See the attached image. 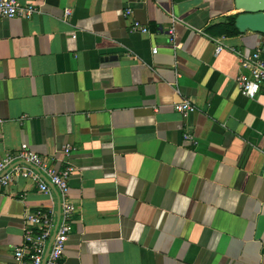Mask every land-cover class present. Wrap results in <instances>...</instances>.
I'll return each instance as SVG.
<instances>
[{"label":"crops","instance_id":"0c3cea01","mask_svg":"<svg viewBox=\"0 0 264 264\" xmlns=\"http://www.w3.org/2000/svg\"><path fill=\"white\" fill-rule=\"evenodd\" d=\"M19 1L39 12L0 20V156L75 148L61 264H264V93L237 83L264 34L231 33L234 0ZM36 208L56 191L0 184V264Z\"/></svg>","mask_w":264,"mask_h":264},{"label":"built area","instance_id":"2783aa9c","mask_svg":"<svg viewBox=\"0 0 264 264\" xmlns=\"http://www.w3.org/2000/svg\"><path fill=\"white\" fill-rule=\"evenodd\" d=\"M39 12L37 6L19 0H0V20L4 18L31 17ZM70 15L66 9L64 17ZM133 30L147 33L148 27L135 21ZM227 48L224 42L218 41L216 52ZM156 51V49H154ZM243 65L252 72V77L241 74L237 83L241 92L247 97H256L264 93V60L259 54L244 56ZM174 109L182 116L195 110L187 100L174 105ZM2 121L0 117V122ZM190 138V134L185 135ZM75 151L71 145L61 148L63 157L57 162L34 151L28 143H22L16 152H6L0 156V184L3 187L23 178L36 185L42 192L50 193L54 189L59 199V211L54 208H36L25 213L23 239L12 247V257L8 264H61L70 234L73 230L77 204L70 196V179L76 168L70 157Z\"/></svg>","mask_w":264,"mask_h":264},{"label":"water","instance_id":"95a60500","mask_svg":"<svg viewBox=\"0 0 264 264\" xmlns=\"http://www.w3.org/2000/svg\"><path fill=\"white\" fill-rule=\"evenodd\" d=\"M234 6L238 9L234 21L238 31L264 34V0H234Z\"/></svg>","mask_w":264,"mask_h":264},{"label":"trees","instance_id":"16d2710c","mask_svg":"<svg viewBox=\"0 0 264 264\" xmlns=\"http://www.w3.org/2000/svg\"><path fill=\"white\" fill-rule=\"evenodd\" d=\"M234 21H235V15L234 16H231L229 18V22H228L229 28L233 29V31L231 30V33L238 32L237 28L235 27Z\"/></svg>","mask_w":264,"mask_h":264}]
</instances>
